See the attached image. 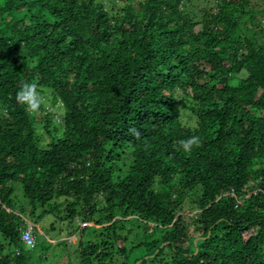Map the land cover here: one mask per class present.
I'll use <instances>...</instances> for the list:
<instances>
[{
  "label": "trees",
  "instance_id": "trees-1",
  "mask_svg": "<svg viewBox=\"0 0 264 264\" xmlns=\"http://www.w3.org/2000/svg\"><path fill=\"white\" fill-rule=\"evenodd\" d=\"M104 1L0 0V264H27L25 214L70 195L115 239L142 221L143 264H264V8ZM22 81L50 102L36 114L16 103Z\"/></svg>",
  "mask_w": 264,
  "mask_h": 264
},
{
  "label": "rangeland",
  "instance_id": "rangeland-1",
  "mask_svg": "<svg viewBox=\"0 0 264 264\" xmlns=\"http://www.w3.org/2000/svg\"><path fill=\"white\" fill-rule=\"evenodd\" d=\"M109 1L104 2L112 5ZM214 1L216 0H194L195 7L193 6L192 11L202 14V9L212 5ZM254 3L264 8V0H254ZM118 4H123V2L120 1ZM46 102L50 103L48 99ZM183 115L185 125H196L197 118L193 114L186 110ZM37 126L45 143L48 142L50 136L43 127V123L38 121ZM14 198L18 207L21 205L28 207L20 183H16ZM75 199V195L55 198L49 202L50 205L45 206L48 213H43L44 208L39 206L35 210L34 217L31 218L25 214L26 221L32 225L38 241L37 247L32 248L27 264H143L142 257L148 260L149 255H156V251L149 254L147 245L137 246L140 241L145 240L147 235L146 225L142 221L131 216L127 219L124 218L123 221L119 222L122 228L116 232L120 238L115 239L113 238L115 234L113 228H105L107 223L99 227L95 223L87 221L88 215L86 214L89 213V206L86 205L84 199L76 200L75 206L72 208L70 201H75ZM96 200L98 210L94 211L91 216V219L94 220L105 213L101 209L107 204L103 195L97 197ZM54 205L55 208H53ZM27 213L29 214V210ZM185 213L192 214L189 210ZM130 218L133 219L129 220ZM151 226L153 227V225ZM0 239L2 240L1 235ZM94 243L98 244V251L108 252L102 262L95 257L99 256V252L89 253V249ZM83 248L85 249L84 252L82 251ZM99 258L102 257L99 256Z\"/></svg>",
  "mask_w": 264,
  "mask_h": 264
},
{
  "label": "clouds",
  "instance_id": "clouds-1",
  "mask_svg": "<svg viewBox=\"0 0 264 264\" xmlns=\"http://www.w3.org/2000/svg\"><path fill=\"white\" fill-rule=\"evenodd\" d=\"M15 100L17 104L23 106L25 111L30 114L38 113L46 102L39 85L36 82L28 81L20 83L19 89L15 94ZM129 132L136 138L141 136L140 130L136 127H130ZM200 146L201 138L197 135L178 141V146L174 145L177 151H183L184 153H191L194 148H199Z\"/></svg>",
  "mask_w": 264,
  "mask_h": 264
},
{
  "label": "built area",
  "instance_id": "built-area-1",
  "mask_svg": "<svg viewBox=\"0 0 264 264\" xmlns=\"http://www.w3.org/2000/svg\"><path fill=\"white\" fill-rule=\"evenodd\" d=\"M21 239L28 247H34L37 243V236L34 234L32 225L29 224L27 228L22 230Z\"/></svg>",
  "mask_w": 264,
  "mask_h": 264
},
{
  "label": "water",
  "instance_id": "water-1",
  "mask_svg": "<svg viewBox=\"0 0 264 264\" xmlns=\"http://www.w3.org/2000/svg\"><path fill=\"white\" fill-rule=\"evenodd\" d=\"M209 234H210V233H209ZM205 238H206V237H205ZM199 239H200V238H199ZM199 239H196L195 244H197V242H198ZM196 252H197V250H196ZM196 252H195V253H196Z\"/></svg>",
  "mask_w": 264,
  "mask_h": 264
}]
</instances>
